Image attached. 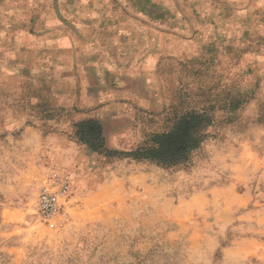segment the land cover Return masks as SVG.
<instances>
[{
	"label": "rangeland",
	"instance_id": "1",
	"mask_svg": "<svg viewBox=\"0 0 264 264\" xmlns=\"http://www.w3.org/2000/svg\"><path fill=\"white\" fill-rule=\"evenodd\" d=\"M183 9L195 36H160V60L123 73L131 82L117 94L106 54L82 56L98 83L83 86L62 84L75 75L74 55L52 48L47 84L44 53L32 55L15 119L0 123V264H264V0ZM106 92L111 102L97 106ZM191 112L212 124L172 169L98 155L74 135L75 124L99 120L108 150L127 153ZM52 173L69 175L73 190L45 222L37 201Z\"/></svg>",
	"mask_w": 264,
	"mask_h": 264
},
{
	"label": "crops",
	"instance_id": "2",
	"mask_svg": "<svg viewBox=\"0 0 264 264\" xmlns=\"http://www.w3.org/2000/svg\"><path fill=\"white\" fill-rule=\"evenodd\" d=\"M217 3L239 9L246 0H0V123L15 119L14 106L20 99L25 71L34 64L32 55L38 50L45 55L44 84L49 67L46 57L53 47L60 53L75 56L72 69L76 72L72 77L68 72L64 75L65 86H83L89 80L98 84L95 75L82 72L80 61L88 55L94 63L99 55L113 54L104 55V60L117 65L112 83L116 86L110 89L111 94H117L131 82H126L123 73L132 78L151 72L154 63L160 60V36H195L197 22L184 11L186 4L195 10L203 4ZM112 37H116L115 41ZM138 60L139 66L134 65ZM118 62L131 65L127 68ZM103 69L108 77L113 73L108 64ZM75 77L76 83L70 81ZM106 95L107 92L102 95L103 101L100 97L97 106L111 102ZM79 98L88 101L77 96L73 100ZM26 133L36 136L32 127Z\"/></svg>",
	"mask_w": 264,
	"mask_h": 264
},
{
	"label": "trees",
	"instance_id": "3",
	"mask_svg": "<svg viewBox=\"0 0 264 264\" xmlns=\"http://www.w3.org/2000/svg\"><path fill=\"white\" fill-rule=\"evenodd\" d=\"M211 124L206 112L187 113L177 118L172 130L151 135L143 145L127 153L108 150L104 126L99 120L87 119L75 124L74 135L78 143L98 155L122 156L172 169L188 163L206 140L205 132Z\"/></svg>",
	"mask_w": 264,
	"mask_h": 264
},
{
	"label": "built area",
	"instance_id": "4",
	"mask_svg": "<svg viewBox=\"0 0 264 264\" xmlns=\"http://www.w3.org/2000/svg\"><path fill=\"white\" fill-rule=\"evenodd\" d=\"M72 190V179L69 175L52 173L39 191L37 201L39 218L45 222L56 219Z\"/></svg>",
	"mask_w": 264,
	"mask_h": 264
}]
</instances>
